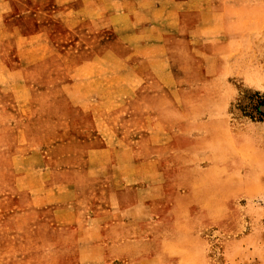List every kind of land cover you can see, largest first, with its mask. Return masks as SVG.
Segmentation results:
<instances>
[{
	"label": "crops",
	"instance_id": "obj_1",
	"mask_svg": "<svg viewBox=\"0 0 264 264\" xmlns=\"http://www.w3.org/2000/svg\"><path fill=\"white\" fill-rule=\"evenodd\" d=\"M14 1L0 0V264L200 258L178 187L236 170L243 145L202 9L28 0L37 29L21 33Z\"/></svg>",
	"mask_w": 264,
	"mask_h": 264
},
{
	"label": "rangeland",
	"instance_id": "obj_2",
	"mask_svg": "<svg viewBox=\"0 0 264 264\" xmlns=\"http://www.w3.org/2000/svg\"><path fill=\"white\" fill-rule=\"evenodd\" d=\"M27 1L11 2L5 17V23L21 33L37 29L27 25L35 18ZM194 4L208 24L200 47L217 58L230 86L226 116L243 145L236 170L229 164L221 170L196 171L190 186L178 187L179 194L188 195L195 229L187 242L201 253L191 264H264V117L256 111L255 98L264 104V0ZM258 110L264 112V107Z\"/></svg>",
	"mask_w": 264,
	"mask_h": 264
},
{
	"label": "trees",
	"instance_id": "obj_3",
	"mask_svg": "<svg viewBox=\"0 0 264 264\" xmlns=\"http://www.w3.org/2000/svg\"><path fill=\"white\" fill-rule=\"evenodd\" d=\"M255 98H257L258 99V102H257V106H256V111H257V113L259 114V115H261L262 117H264V112H261L260 110H258V106L260 107H264V104L263 103H260V98H259V96L258 95H255ZM260 100V101H259Z\"/></svg>",
	"mask_w": 264,
	"mask_h": 264
}]
</instances>
